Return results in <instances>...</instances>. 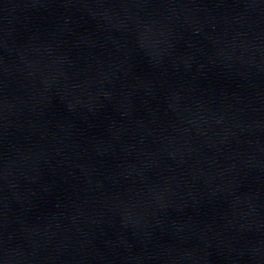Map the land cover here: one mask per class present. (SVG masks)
<instances>
[{"label": "water", "instance_id": "95a60500", "mask_svg": "<svg viewBox=\"0 0 264 264\" xmlns=\"http://www.w3.org/2000/svg\"><path fill=\"white\" fill-rule=\"evenodd\" d=\"M0 264H264V0H0Z\"/></svg>", "mask_w": 264, "mask_h": 264}]
</instances>
